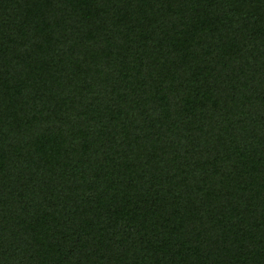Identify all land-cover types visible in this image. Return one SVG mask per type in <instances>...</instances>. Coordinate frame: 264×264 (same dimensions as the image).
<instances>
[{
    "label": "trees",
    "instance_id": "1",
    "mask_svg": "<svg viewBox=\"0 0 264 264\" xmlns=\"http://www.w3.org/2000/svg\"><path fill=\"white\" fill-rule=\"evenodd\" d=\"M0 264H264V0H0Z\"/></svg>",
    "mask_w": 264,
    "mask_h": 264
}]
</instances>
